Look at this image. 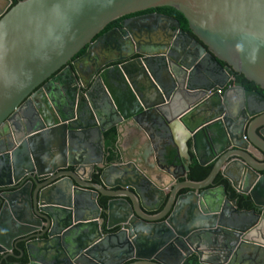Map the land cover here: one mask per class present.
Wrapping results in <instances>:
<instances>
[{"label":"water","instance_id":"water-1","mask_svg":"<svg viewBox=\"0 0 264 264\" xmlns=\"http://www.w3.org/2000/svg\"><path fill=\"white\" fill-rule=\"evenodd\" d=\"M11 4L0 0V255L7 252L0 264L8 255L26 256V264H106V257L116 264H182L191 255L199 264H245L249 256L251 264H264V95L230 86L228 77L201 85L193 76L203 67L210 80L209 65L223 72V63L264 91V0ZM161 7L181 13L190 33L160 14L124 21L120 30L141 34L174 22L171 40L161 45L173 46L178 37L185 43L173 47L176 69L169 66L162 82L143 81L144 67L150 69L143 53L138 61L118 58L126 61L114 69L105 62L94 69L96 44L106 38L95 37L107 24ZM83 48L93 65L83 71L95 77L85 82L81 67H69L66 84L77 97L51 84L38 88ZM86 102L90 116L109 121L106 128H91L93 118L78 113ZM59 106L77 114L78 126L74 113L66 116ZM22 110L23 122L14 124ZM164 128L171 137L180 130L184 156L175 140L153 141L164 139ZM194 158L202 167L212 163L199 181L188 178ZM218 174L254 208L239 210L223 185L217 191ZM97 197L108 198L102 210ZM115 226L117 233L104 235Z\"/></svg>","mask_w":264,"mask_h":264},{"label":"flooded vegetation","instance_id":"flooded-vegetation-1","mask_svg":"<svg viewBox=\"0 0 264 264\" xmlns=\"http://www.w3.org/2000/svg\"><path fill=\"white\" fill-rule=\"evenodd\" d=\"M12 2H13V0H12ZM155 14H160L162 16L175 19L179 23L180 29H182L186 33H190L189 30L187 31V30H184L182 28V26H181V24H180L178 19H176L172 15H169V14L161 11L160 8L148 9L146 11L134 13V14H131V15H127V16L115 19L112 22H110L109 24H107L97 34V36L95 37V39H96L98 37H101L102 35H105L106 38H105L104 42H98L96 44V47H95L94 51H95V56L97 58H99V61H98V65L94 66V69H98L99 65L104 63V62L107 63V64H105L103 66L104 68H106V67H110V68L112 67L113 68L116 65H120L122 63H125V61H126L125 59L118 60V58L125 57V56H127L129 54H130L129 59H133V60H137L138 61V59H141V55H142L141 53H143V54H148V56H147L148 57L147 65L150 67V69H146V70H145V67H144V69L142 71V76L144 77L143 81L144 82H148L149 79H152V77H154L155 79H157L160 82H162L165 79V77L168 75L167 74L168 67L169 66H171V67L173 66L175 68V65L173 64V58L177 57V54H176V51L174 50L173 47L174 46L179 47L181 45L183 46V44L185 43L184 39L178 37L177 43H175L173 46L161 45L162 42H160V41H162V39H164L165 41H170L171 40V38H169V37H170L171 34L174 33L173 32L174 29L172 27L174 22H171V26H169V27H167L165 29L163 27L161 29H158V30L155 29L153 31L147 29L146 31H143L141 34H138L137 30L135 28H132L133 35L127 34V35L124 36V34H122L121 30H120L121 23L124 22V21L132 23L135 19H138V21L140 23L145 22V21L149 22V21H152V20L155 19V17H154ZM146 26H147V24H146ZM125 38H127V40ZM108 40H109V42H108ZM121 40H123V43L121 42ZM106 43L109 44V47H107ZM126 45H129V46H128V48L125 49ZM121 46H122V48H120ZM85 50H86L85 48L81 49L76 55H74L72 57V59L68 62V64L64 65L58 71H56L54 74H52L38 88H42V89L45 90L47 85L51 84V85H54L57 88V91L60 94H61V92H63L64 96L68 95L70 97L73 96L74 98L77 97L75 89H73L74 86L67 87L68 85L66 84V82H69V81L71 82L72 81V76L69 73V67H73L74 65L81 67L82 73H83L82 75L84 77V81L85 82L89 81V83H90L91 80L95 77L94 76V77L91 78L90 73H86V72L83 71V69L85 71H87L88 67L91 68L93 66V65H90V63H89V60L92 59V58L85 54ZM221 65L224 67L223 72H221L214 65H209V68L211 69L210 72L213 73V75H211L212 79H210V80L207 79L210 76L207 73L208 71L207 72L204 71L203 67L198 68L194 72L193 76L195 78L199 79L198 81L200 82L199 84H201V85H204V84L207 85L208 81H210L211 83H217V82L221 83L222 80H223L222 77H228L229 78L228 85H230V86H233L235 83H241L242 84V82L238 81L236 79V76H235V74H239V73L232 72L231 69L226 67V65L223 64V63H221ZM104 68H101V69H104ZM111 74L112 75H116L117 73H115L113 71ZM57 77H58V80L55 79ZM136 85L138 86V84H136ZM242 86L245 89L255 90V89L247 88L243 84H242ZM214 91H219V88L215 87L209 93L213 94ZM256 91H258V90H256ZM259 93H261V92H259ZM261 94L264 95L263 93H261ZM61 107L62 106H59V109L66 116L71 115V114L73 115L74 112L71 111V109L68 108V111L67 110H62L63 107L62 108ZM78 107H79V109L78 110L76 109L78 111V113L80 112V110H83L84 113H86L87 120H89L90 118H93L92 115L91 116L89 115V112L90 113L93 112L91 110V109H93L92 104H90V106H88L87 102H86V103H82V104L78 105ZM24 114L25 113L23 111V113L21 115H18V118L14 117V120H12V122L14 124H17L18 119H20L21 122H23ZM26 115L28 116V114H26ZM73 120H75L73 125H77L78 126V124L80 122V119H78V116H77L76 113H74ZM88 124L91 125V128H93V129L97 128V127H99V128H102V127L104 128L105 127L106 128L109 125V121L108 120L102 121L100 119L97 121L95 119V117H94L91 121L88 122ZM100 126H102V127H100ZM9 130L10 129H8V132H9ZM159 130H161V129H159ZM165 130H166L165 128L162 129L161 133L164 134V140L165 141H169L172 138L170 136V135H172V133H171L170 130H167V132H165ZM92 134L95 136L96 132L92 130ZM168 137H170L169 140H168ZM3 141H4L3 138H0V142H3ZM193 161H196V163H197V160L192 159V162L189 165L190 166V172H189V177H188L189 179H191L190 176L193 173V171L191 169V165H192ZM218 175L220 176V174H218ZM217 176H216V178H217ZM216 178H215V180H216ZM215 180H214V187H216L217 188L216 190L218 191L219 190L218 187L220 185H223V184H220V183L216 184ZM224 189L227 192L226 198L229 200V202L233 201V199L230 198V194H229L228 190L225 188V186H224ZM102 199L105 200V203L102 202ZM107 200H108V198H105V197H97V203L100 204L101 210H102V208H105ZM236 208L239 209V210H246V209H240L237 206V203H236ZM228 210H229V213H230L229 216L233 217V218H231V223H233L234 222L233 219L236 218V215L232 213V211L230 210L229 207L227 208L226 213L228 212ZM106 217H107L106 210L105 211H101L100 218H103V223L101 225V228H103L105 226ZM230 217H227L228 221H230ZM102 231H104V235L105 234L108 235V233L109 234H113V233H117L119 231V227L115 226L112 229H110L109 231H106V230H102ZM13 252L16 255L18 254V252L15 251L14 249H13ZM6 253L7 252L2 253L0 255V258L2 257L3 254H6ZM191 256H195V255H191ZM104 260H105L106 264H116L117 263V261L115 259H111L110 257H108V258L106 257ZM246 260L247 261L245 262V264H251L249 260H253V257L251 258L249 256V257H247ZM6 261L9 262L10 264H26L27 263V258H26V256H23V257L18 259V258H13L10 255H8L6 257V260L2 261V264H6L5 263ZM239 261L240 260H238V262ZM84 263L87 264L85 261L84 262L82 261V264H84Z\"/></svg>","mask_w":264,"mask_h":264},{"label":"trees","instance_id":"trees-1","mask_svg":"<svg viewBox=\"0 0 264 264\" xmlns=\"http://www.w3.org/2000/svg\"><path fill=\"white\" fill-rule=\"evenodd\" d=\"M17 0H13L12 4H15ZM161 11L169 14V15H172L173 17H175L176 19L179 20L182 28L184 30H187L188 31V27H187V23L185 21V19L183 18V16L181 15V13H179L177 10H175L174 8L172 7H162L160 8ZM236 76V79L240 82H242V84L247 87V88H251V89H255V90H258L259 92L263 93L264 94V91L259 89L258 87L254 86L251 82L247 81L243 75L241 74H235ZM212 168V163L211 164H208L204 167L202 166H199L196 161H193L192 165H191V169L193 171L192 175L190 176V178L192 180H196V181H199V180H202L204 179L210 172ZM215 183L218 184H223L225 186V188L228 190L229 194H230V198L233 199V200H236V203H237V206L240 208V209H246V210H251L254 208V206L252 205L250 199L247 197V196H243L241 194H238L236 193L229 185V183L221 178V176H217L216 180H215ZM102 202L105 203V200L102 199ZM129 262V261H127ZM182 264H199L198 261H197V258L196 256H190L188 259H186Z\"/></svg>","mask_w":264,"mask_h":264},{"label":"crops","instance_id":"crops-1","mask_svg":"<svg viewBox=\"0 0 264 264\" xmlns=\"http://www.w3.org/2000/svg\"><path fill=\"white\" fill-rule=\"evenodd\" d=\"M173 135H174V137H172L171 138V140H169V142L172 144V142H174V140L175 141H177V143H178V145H179V150H180V154L181 155H185V153H186V147L184 146V144H183V142L181 141V140H183V137H182V133L180 132V130L179 131H175V133H173ZM149 140V139H148ZM154 142H156V144H163L164 142H165V140L164 139H160V138H156L155 140H153ZM128 141L127 140H125V141H123L122 143H121V149H123V150H126V148H129L128 147ZM108 145V143L106 144V146ZM137 149H141V148H143V147H141L140 146V144L139 145H137ZM137 151V150H136ZM138 153V152H137ZM194 160H195V158H194ZM221 176V175H220ZM221 178H223V179H225L229 184H230V187H231V182L229 181V180H227L226 178H224L223 176H221ZM233 189V188H232ZM262 231L264 232V228L262 229ZM252 258V257H251ZM254 260V259H253ZM253 260H249L250 262H252ZM259 262H261V259H258V263ZM264 262V261H263Z\"/></svg>","mask_w":264,"mask_h":264}]
</instances>
